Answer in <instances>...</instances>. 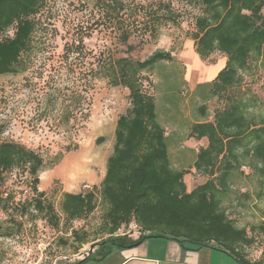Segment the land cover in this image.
Instances as JSON below:
<instances>
[{"label": "trees", "instance_id": "obj_1", "mask_svg": "<svg viewBox=\"0 0 264 264\" xmlns=\"http://www.w3.org/2000/svg\"><path fill=\"white\" fill-rule=\"evenodd\" d=\"M49 1L0 0V75L25 69L24 56L32 49L38 15ZM193 2L199 12L188 37L195 52L202 60L215 52L226 58L205 96L219 99L222 105L206 118L207 103H201L197 113L206 119L193 122L189 128V137L207 140L191 167L192 173L205 177L204 181L188 190L183 177L190 168L172 166L165 129L156 117L155 97L145 90V73L156 63L171 60L170 52L155 50L143 60L109 52L96 69L88 70L91 78L99 76L111 86L126 88L129 98L128 108L116 119L114 145L99 187L106 205L103 232L107 237L94 244L105 246L98 259L112 247H131L147 238L163 237L177 240L184 249L217 248L240 264H264V251L260 259L247 257L244 248L253 239L246 228L236 225L226 205L233 187L246 185L248 180L257 183L258 188L253 190L256 198H264V116L249 114L257 99L242 86L251 68L264 74V0ZM94 5L102 10L103 19L115 26L118 42L126 44L134 31L129 17L135 8L133 11L126 0H95ZM163 7L166 14L152 16L155 24L173 19L171 6ZM9 29L12 35L1 36ZM64 49L65 53L70 51V44ZM64 118L69 120L68 116ZM42 166L39 152L13 140H0V183L6 173L19 168L32 178V190L40 197L43 192L37 185ZM240 197L250 199V191L240 192L238 200ZM33 207L45 211L49 223L57 226L52 205L38 199ZM59 207L68 221L84 218L95 208V194L65 191ZM130 223L137 224L142 232L136 239L116 234ZM251 229L264 236V225ZM77 242L85 240L77 237Z\"/></svg>", "mask_w": 264, "mask_h": 264}, {"label": "rangeland", "instance_id": "obj_2", "mask_svg": "<svg viewBox=\"0 0 264 264\" xmlns=\"http://www.w3.org/2000/svg\"><path fill=\"white\" fill-rule=\"evenodd\" d=\"M94 1L50 0L38 15L32 49L24 56L25 69L0 75V140L22 143L43 158L37 185L42 196L32 190V178L19 168L6 173L0 183V264L74 260L107 237L103 232L106 205L99 187L112 153L116 119L128 108L129 98L126 88L111 86L99 76L90 77L88 70L96 69L103 56L111 52L143 60L155 50L170 52L171 60L158 62L145 73V90L156 92L159 111L163 87H168L169 102H180L182 111L193 117L204 100L201 95L189 96L182 77L190 85L198 79L207 80L221 67L219 61L211 62L222 54L215 52L202 60L192 47L188 36L199 12L193 0H126L133 11L135 8L129 17L134 31L126 44L118 42L115 26L103 19ZM164 4L171 6L173 19L155 24L152 16L166 14ZM12 33L9 29L1 36ZM66 44H70V51L65 53ZM242 86L257 99L249 114L264 116V74L251 68ZM203 91L199 87L198 92ZM220 105L219 99L207 101V113L212 115ZM185 145L193 146L194 142L187 140ZM192 172L183 177L188 190L205 180ZM257 188L254 180L234 186L231 201L226 203L236 225L246 228L253 239L244 248L251 260L262 258L264 251V236L251 229L264 225V198H256L253 190ZM246 189L251 198L238 200ZM65 191H93L95 208L84 218L68 221L59 207ZM38 199L52 205L57 226L49 223L45 211L33 207ZM136 230L130 223L116 234L137 238ZM77 237L85 243L78 244Z\"/></svg>", "mask_w": 264, "mask_h": 264}, {"label": "crops", "instance_id": "obj_3", "mask_svg": "<svg viewBox=\"0 0 264 264\" xmlns=\"http://www.w3.org/2000/svg\"><path fill=\"white\" fill-rule=\"evenodd\" d=\"M191 42L193 45V41ZM218 61L221 63L220 69L214 75L208 77L207 80L201 81L198 79L193 84L188 85L187 81L182 77L183 82L189 90L190 97L201 95L204 100L202 103L209 101V99H205L208 93L209 83L224 67L226 61L225 56L218 55L211 63ZM199 87L204 88L202 94L198 92ZM163 88L165 93L161 95V107L158 111L155 103V109L157 121L165 129L171 164L177 169L190 168L193 171L191 167L198 149L206 146L207 140L205 138L196 139L189 137L190 125L193 122L211 118L212 115L208 114V117L204 118L199 113L197 115L195 114L194 117L191 113H184L181 109L180 102L174 104L169 102L171 96L168 92V87L165 86ZM155 93H153L154 97H156ZM187 140L193 141L194 145H185ZM104 251L105 246L96 244L86 255L74 260H59L56 264H240L230 255L217 248L203 246L196 250L184 249L177 240L163 237L147 238L131 247H112L102 258H96L103 254ZM88 254H91L93 257L86 258Z\"/></svg>", "mask_w": 264, "mask_h": 264}, {"label": "built area", "instance_id": "obj_4", "mask_svg": "<svg viewBox=\"0 0 264 264\" xmlns=\"http://www.w3.org/2000/svg\"><path fill=\"white\" fill-rule=\"evenodd\" d=\"M122 228H123V227H122ZM134 229H137L136 231H137V234H138L137 237H138L142 232H141L139 226H137V224H135V223H134ZM119 230H120V229H119ZM122 235H126V234H122Z\"/></svg>", "mask_w": 264, "mask_h": 264}, {"label": "water", "instance_id": "obj_5", "mask_svg": "<svg viewBox=\"0 0 264 264\" xmlns=\"http://www.w3.org/2000/svg\"><path fill=\"white\" fill-rule=\"evenodd\" d=\"M92 248H93V246L90 247V249H92Z\"/></svg>", "mask_w": 264, "mask_h": 264}]
</instances>
